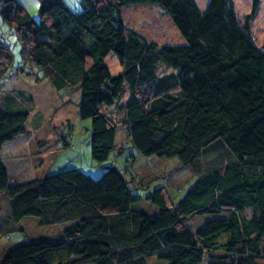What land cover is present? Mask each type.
<instances>
[{
  "label": "trees",
  "instance_id": "obj_1",
  "mask_svg": "<svg viewBox=\"0 0 264 264\" xmlns=\"http://www.w3.org/2000/svg\"><path fill=\"white\" fill-rule=\"evenodd\" d=\"M40 1L39 20L18 0H0V14L42 79L79 89L95 162L122 149L119 125L103 107L118 109L138 157L184 167L215 160L175 205L165 186L146 190L116 166L97 179L73 168L15 181L1 152L27 133L31 112L21 107L22 92L9 95L0 110V192L10 216L66 228L58 242L8 247L0 264H150L153 254L165 264H264V38L259 46L251 30L261 0H252L243 21L233 0H209L205 10L195 0H82V11ZM137 5L160 7L186 43L158 45L129 28L123 10ZM109 54L122 73H111ZM7 56L13 61L0 39V61ZM68 144L75 147L72 138ZM143 202L154 211L136 208ZM195 217L208 219L193 230L187 222Z\"/></svg>",
  "mask_w": 264,
  "mask_h": 264
},
{
  "label": "rangeland",
  "instance_id": "obj_2",
  "mask_svg": "<svg viewBox=\"0 0 264 264\" xmlns=\"http://www.w3.org/2000/svg\"><path fill=\"white\" fill-rule=\"evenodd\" d=\"M33 19H40V0H18ZM73 11H82V0H64ZM201 10H205L209 0H195ZM240 19L249 14L252 0H233ZM123 19L127 26L150 42L158 45H182L185 39L174 26L171 18L154 5L129 6L123 10ZM251 30L256 43L262 46L264 38V0L260 1L257 14L251 22ZM0 39L8 45L13 61L7 56L0 61V110L7 108L6 97L16 96L20 92L24 98L19 99L22 108H28L31 118L27 133L7 144L1 152V158L10 171L12 180L29 181L45 175L56 174L65 169H80L85 174L97 179L111 166H116L133 184L144 189L165 186L170 203L175 205L182 199L198 178L204 176L214 164L215 157L204 156L194 165L182 166L177 159L152 160L138 157L132 147L124 125L122 115L117 108L103 107L102 111L109 115L118 125V142L121 151L115 150L110 158L97 163L92 158L91 120L82 119L79 115V89L57 90L50 79H42V72L26 58L22 51V42L17 32L7 24L0 14ZM13 62V63H12ZM12 63V65H11ZM106 63L113 75L122 73L123 68L114 54H109ZM161 74L172 70L161 67ZM37 78L41 80L38 81ZM18 94V95H17ZM22 96V95H20ZM125 98V96H124ZM25 107H24V106ZM73 139L75 147L68 144L63 148V140ZM135 155L132 163L126 157ZM214 156V155H212ZM225 154V159L228 160ZM137 188L139 194L146 191ZM10 199L6 192H0V253L10 246L32 241H61L65 225L40 226L36 217L24 218L15 224L9 213ZM136 208L153 212L148 202ZM250 216V211L247 212ZM208 218L195 217L187 224L196 230L203 226ZM221 238L220 241H223ZM264 249V241L262 243ZM150 264H165L153 254L148 258ZM78 264H91L82 263ZM205 264H208L205 262Z\"/></svg>",
  "mask_w": 264,
  "mask_h": 264
}]
</instances>
